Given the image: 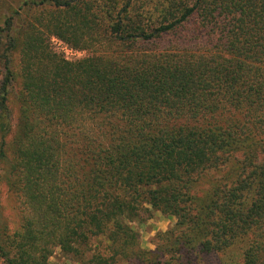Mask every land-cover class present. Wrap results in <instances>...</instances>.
Segmentation results:
<instances>
[{"label": "trees", "instance_id": "obj_1", "mask_svg": "<svg viewBox=\"0 0 264 264\" xmlns=\"http://www.w3.org/2000/svg\"><path fill=\"white\" fill-rule=\"evenodd\" d=\"M87 1L0 26V179L24 211L15 233L0 214V263L264 264V0H109L106 21ZM146 205L177 220L154 250Z\"/></svg>", "mask_w": 264, "mask_h": 264}, {"label": "rangeland", "instance_id": "obj_2", "mask_svg": "<svg viewBox=\"0 0 264 264\" xmlns=\"http://www.w3.org/2000/svg\"><path fill=\"white\" fill-rule=\"evenodd\" d=\"M42 0H0V26L3 27V23L7 18L12 17L15 19V29L20 31L27 28L31 24H41L47 21L51 15L55 12L52 6L39 5ZM100 12V20H109V9L104 8L106 4H109V0H88ZM114 13V11H112ZM103 26V24L101 25ZM50 46L54 52L61 55L66 61L81 60L92 55L89 50L75 49L74 46L68 45L62 39L56 36H50ZM14 64V72L16 73L17 80L11 90L10 106L14 110V126L16 127L19 118V104L17 98L21 94V79L19 78L20 70V57L16 53L12 56ZM4 79L3 63L0 62V85ZM14 127L12 134L7 138L9 157L12 159L11 142H13L17 129ZM13 183H6L5 180L0 179V214L7 221L10 232L15 233L21 230L24 221V211L21 204V200L17 191V187L12 185ZM177 220L174 217L163 215L161 212L153 210L150 206H145L141 209L139 218L130 224L135 231L139 234L140 247L145 250H154L155 238L161 232H167L174 227ZM103 241V242H102ZM102 253L108 257L112 254L108 248L107 241L104 239H98L94 242V246L91 247L90 254L95 252V246L101 243ZM239 259L241 260L243 249L238 246ZM72 260H71V259ZM53 264H78L72 257L64 256L60 250H57L54 256L51 258ZM1 264V263H0ZM117 264H123V262L117 259Z\"/></svg>", "mask_w": 264, "mask_h": 264}]
</instances>
